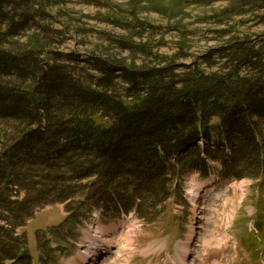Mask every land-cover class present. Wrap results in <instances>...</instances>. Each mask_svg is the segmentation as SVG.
<instances>
[{
	"label": "rangeland",
	"instance_id": "rangeland-1",
	"mask_svg": "<svg viewBox=\"0 0 264 264\" xmlns=\"http://www.w3.org/2000/svg\"><path fill=\"white\" fill-rule=\"evenodd\" d=\"M21 2L24 4L19 5ZM0 3L2 11L10 16L28 14L16 36L1 40L5 42L4 51L23 60L34 56L41 65L36 71L38 80H27L23 91L42 90L44 72L47 73L44 68L59 66L84 86L94 90L100 87L104 96L121 102L131 114L135 96L146 98L151 93L154 75L163 84L158 85L159 96L184 91L199 76L210 79V83L222 80L227 84L218 97L226 99L231 112L243 101L242 94L249 93L250 87L242 88L240 83L244 78L249 79L258 97L264 96V86L260 87V82L264 85V72L260 71V64H264V0ZM10 28L5 22L0 32ZM105 66L110 67L111 75L100 71L102 67L106 70ZM133 74L139 81H146L145 75L150 78L144 91L136 93L127 83ZM230 80L234 85L229 86ZM210 83L203 86L215 85ZM212 90V94L218 92ZM180 94L185 95L186 90ZM248 112L252 113L250 108ZM250 116V122L243 119L241 123L245 136H239L237 128L235 133L223 135L213 129L211 142L203 137L180 151L168 163L175 166V175L167 171L141 174L131 168L110 175L101 172L107 168L102 163L92 175L79 174L86 186L81 188L82 196L67 204L40 207L17 230L29 241V264H264V163L259 152V147L264 146V119L257 114ZM95 119L101 125L97 127L104 130L116 123L114 112L105 106L98 108ZM220 120L212 119L210 125L221 124ZM31 130H37V126ZM18 131V122L0 121V157L4 158L2 173L10 181L13 197L25 198L30 195L11 182L25 169L32 167V173L40 165L27 161L20 154L23 148H13L25 137ZM7 146H12L15 156L5 155ZM196 147L204 152L217 150L206 156L201 173L195 168L200 157L190 155ZM90 150L100 153L94 146ZM107 155L101 156L109 159ZM227 171L238 173L227 175ZM223 175L227 178L223 179ZM164 177L168 179V194L157 189ZM115 180L120 182L118 187H114ZM142 200L144 211L140 207ZM68 207L74 215L69 222ZM40 233L43 235L38 236ZM102 235L109 240L105 246L94 241L102 240ZM1 242L3 249L11 246ZM99 245L102 250L94 257L99 251L96 248L101 249ZM7 255L5 252L6 264L13 263Z\"/></svg>",
	"mask_w": 264,
	"mask_h": 264
},
{
	"label": "trees",
	"instance_id": "trees-1",
	"mask_svg": "<svg viewBox=\"0 0 264 264\" xmlns=\"http://www.w3.org/2000/svg\"><path fill=\"white\" fill-rule=\"evenodd\" d=\"M22 4L24 3L19 5ZM0 7L2 8L1 3ZM2 10L3 8L0 9V25L8 22L11 28L6 33L0 32V121L18 122L19 135L25 137L13 148H23L20 154L40 167L34 168L38 172L31 173L30 167L25 169L23 174L16 175L11 184L30 195L16 198L17 196L13 197L12 191L9 190L8 177H3L5 163L4 158L0 157V233L3 235L0 239V264H6L5 252L12 257L9 259L13 262L11 264H23V261L29 264L28 241L26 236H19L17 230L24 227L40 207L53 203H70L82 196L81 188L86 186L84 178L79 177V174L92 175L102 163L107 168L101 172L105 171L110 175L111 172H126L127 168L141 174L167 171L168 174L175 175V166L168 164L172 157L182 149L193 146L203 137L211 142L213 129L223 135L226 132L235 133L234 129L237 128V133L243 137V119L250 122V114H257L264 119V96L258 97L259 93L250 86L248 78L242 79L240 83L242 88L250 87L249 93L246 96L242 94L243 101L235 105L233 112L228 111L229 105L224 101L226 99L218 97L227 83L222 80L210 83V79L203 76L187 84L186 94L183 96H180V93L185 90H176L175 95L178 96H159L158 85L163 84L159 81L160 78L154 75L155 83L151 85L149 96H135V100L130 104L132 114L121 102L115 101L109 95L104 96L98 90L100 87L94 90L90 85L84 86L80 79L69 76L59 66L44 68L47 73L43 71L45 78L42 90L23 91L21 89L27 80H38L36 71L41 69V65L34 56L23 60L11 52L4 51L2 48L5 42L2 41L7 36H16L17 32L23 29L28 14L16 13L10 16V13ZM18 18L20 21H17ZM105 67L106 70L102 67L100 71L105 76L111 75L110 67ZM260 71L264 72V64H260ZM134 75L130 80L127 77L125 80L133 85L136 93L140 92V89L144 91V85L150 78L145 75L146 81H139ZM204 83L215 84V87L203 86ZM229 84L234 85V80H230ZM261 86L264 85L260 82ZM212 89L218 92L212 94ZM101 106L109 108L116 116L115 125L109 129L97 127L101 126L95 119ZM248 108L252 113L249 114ZM237 112L242 113L241 116ZM215 118L222 119L221 124L211 126V120ZM35 126L37 130L32 131ZM254 136L258 138V132H255ZM93 146L100 153L91 151L90 147ZM11 147L6 148L5 155L9 158L16 155ZM196 148L190 155L191 158L194 155L200 157L201 162L195 165V168L200 170L202 162L207 160L206 156L213 155L217 150L213 152L206 149L204 152L202 148ZM259 148L262 157L260 161L264 163V146ZM100 154H108L109 159H104ZM128 173L131 174L130 171ZM237 173L226 172L227 175ZM114 183V187L120 185L118 180ZM167 183L168 179L164 177L157 189L168 194ZM140 207L143 211L146 208L143 207V200ZM67 211L69 222L74 215L69 207ZM1 241L11 246L6 245L8 249H3L4 242ZM256 253L258 254L257 251Z\"/></svg>",
	"mask_w": 264,
	"mask_h": 264
},
{
	"label": "bare ground",
	"instance_id": "bare-ground-1",
	"mask_svg": "<svg viewBox=\"0 0 264 264\" xmlns=\"http://www.w3.org/2000/svg\"><path fill=\"white\" fill-rule=\"evenodd\" d=\"M100 230V229H99ZM100 234V233H99ZM105 233H103V235H104ZM192 235V234H191ZM97 237V236H96ZM102 237V240H100L99 241V238L97 239H94V241H97V242H101V245H103V246H105L106 245V243H109V240H108V238L106 237V235L105 236H101ZM93 239V238H92ZM189 245V244H188ZM100 246V245H99Z\"/></svg>",
	"mask_w": 264,
	"mask_h": 264
}]
</instances>
